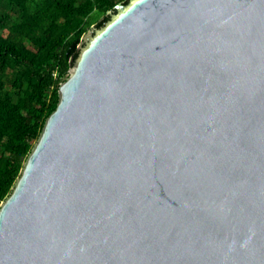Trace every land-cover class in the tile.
<instances>
[{
	"label": "water",
	"instance_id": "water-1",
	"mask_svg": "<svg viewBox=\"0 0 264 264\" xmlns=\"http://www.w3.org/2000/svg\"><path fill=\"white\" fill-rule=\"evenodd\" d=\"M115 8L0 205V264H264V0Z\"/></svg>",
	"mask_w": 264,
	"mask_h": 264
},
{
	"label": "trees",
	"instance_id": "trees-1",
	"mask_svg": "<svg viewBox=\"0 0 264 264\" xmlns=\"http://www.w3.org/2000/svg\"><path fill=\"white\" fill-rule=\"evenodd\" d=\"M129 0H0V205L59 102L82 37Z\"/></svg>",
	"mask_w": 264,
	"mask_h": 264
}]
</instances>
